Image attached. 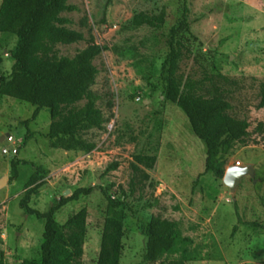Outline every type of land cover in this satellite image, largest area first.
I'll use <instances>...</instances> for the list:
<instances>
[{"label": "rangeland", "instance_id": "374dc122", "mask_svg": "<svg viewBox=\"0 0 264 264\" xmlns=\"http://www.w3.org/2000/svg\"><path fill=\"white\" fill-rule=\"evenodd\" d=\"M186 1L190 30L184 32L177 73L183 82L219 86L231 104L228 113L249 121L248 135L236 141L223 158L225 169L232 164L251 165L254 177H242L233 200L222 178L200 175L205 161L203 142L191 131L185 113L161 95L160 64L167 52L168 30L181 15L182 0H111L104 13L106 0H69L76 9L62 15L84 39L57 44V53L71 57L90 38L107 46L93 60L98 73L91 89L108 119L103 128L82 133L96 144L90 152L51 148L45 137L50 123L45 108L27 124L31 138L15 154L3 153L10 143L0 141V176L7 177L0 188V257L6 264L39 258L44 229L43 219L26 213L19 204L27 173L33 169L19 164L18 177L9 183L12 158L46 169L45 183L29 202L40 211L77 187H94L55 213V219L63 223L80 208L87 209L82 264L97 263L106 207L98 186L108 185L115 194L128 195L119 264H166L172 258L143 259V227L152 215L175 220L182 235L193 239L198 257L186 264H264V134L256 130L258 123L264 124V107H257L264 79V0ZM161 11L164 19L157 26L132 23L134 14ZM15 40L13 34L0 33V76L11 71L9 51ZM33 109L29 102L0 95V134L8 132L23 141V121ZM135 154H156L157 161L150 169L139 165L150 178L130 193ZM111 161H118V167L105 172Z\"/></svg>", "mask_w": 264, "mask_h": 264}, {"label": "trees", "instance_id": "16d2710c", "mask_svg": "<svg viewBox=\"0 0 264 264\" xmlns=\"http://www.w3.org/2000/svg\"><path fill=\"white\" fill-rule=\"evenodd\" d=\"M68 1H0V33H10L16 38L9 51L13 59L11 71L9 75L0 76V95L26 101L34 106L31 116L23 121L26 126L23 145L32 134L27 124L45 108L50 113L45 137L51 148L90 152L96 149V144L83 138L82 133L91 128H103L108 119L96 105L97 94L91 89L98 73L93 60L107 46L95 43L90 38L87 45L77 50L73 56L58 55L57 44H71L84 39L83 33L70 28V19L62 15L64 11L76 9ZM110 3L111 0H106L103 13ZM189 12L187 1L182 0L181 15L168 30L167 52L160 64L158 80L161 95L185 113L191 131L203 142L205 161L200 175L211 174L222 178L225 169L223 156L236 141H242L248 135L250 124L246 118H237L228 113L231 104L219 86L213 84L208 88L201 81L183 82L178 75L184 32L190 30ZM163 19V11L157 15L139 12L133 15L132 23L135 26H157ZM220 76L226 79L225 76ZM82 100L83 104L79 105ZM257 107H264V79L259 84ZM256 130L264 134V124L258 123ZM156 161V154L133 155L130 193L134 192L137 184L150 178L149 173L139 165L150 169ZM21 163L29 164L33 171L23 186L19 204L26 213H33L43 219L44 229L39 258H24L19 264H82L87 209L80 208L63 223L55 219V213L68 202L77 200L80 195L90 194L94 187H77L69 195L59 196L45 211H40L30 207L29 202L31 196L45 183L46 169L30 161L12 158L9 183L18 177L17 166ZM118 165V161H111L105 172L115 170ZM137 173L140 174L139 178ZM98 187L106 201V207L96 264H119L125 209L129 208L128 195L124 192L115 194L112 185ZM143 228L146 237L143 254L145 261L155 262L172 256L166 264H186L197 259L193 239L182 235L175 220L152 215ZM235 229L236 226L233 227ZM0 264H6L1 257Z\"/></svg>", "mask_w": 264, "mask_h": 264}, {"label": "water", "instance_id": "95a60500", "mask_svg": "<svg viewBox=\"0 0 264 264\" xmlns=\"http://www.w3.org/2000/svg\"><path fill=\"white\" fill-rule=\"evenodd\" d=\"M9 133H5L0 136V141L4 139ZM245 175H249L250 177H254V167L251 165H236L232 164L227 166L224 171L222 181L229 188L230 195L232 199H235V189L237 185L240 183L242 177ZM99 181H97L98 183ZM7 177L6 175L0 176V188L6 185Z\"/></svg>", "mask_w": 264, "mask_h": 264}, {"label": "built area", "instance_id": "2783aa9c", "mask_svg": "<svg viewBox=\"0 0 264 264\" xmlns=\"http://www.w3.org/2000/svg\"><path fill=\"white\" fill-rule=\"evenodd\" d=\"M112 127V123H107V129H110ZM8 141L10 143V146L3 147L2 151L3 153L7 154L9 151L12 154H15L20 147L22 141L20 138H15L11 133H9L7 136L4 137L3 141Z\"/></svg>", "mask_w": 264, "mask_h": 264}, {"label": "crops", "instance_id": "0c3cea01", "mask_svg": "<svg viewBox=\"0 0 264 264\" xmlns=\"http://www.w3.org/2000/svg\"><path fill=\"white\" fill-rule=\"evenodd\" d=\"M3 96H6L7 97V95H3ZM1 135H3L2 133L0 134V136ZM31 173H32V171H29V173H27V176H26V178L28 179V177L31 175Z\"/></svg>", "mask_w": 264, "mask_h": 264}]
</instances>
